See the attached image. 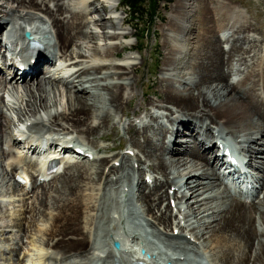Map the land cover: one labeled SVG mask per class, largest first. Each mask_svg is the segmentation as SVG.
Instances as JSON below:
<instances>
[{
	"label": "bare ground",
	"instance_id": "6f19581e",
	"mask_svg": "<svg viewBox=\"0 0 264 264\" xmlns=\"http://www.w3.org/2000/svg\"><path fill=\"white\" fill-rule=\"evenodd\" d=\"M61 1L0 0V38L8 30L15 54L32 68L13 71L12 66L6 67L1 54L0 167L8 174L19 166L35 169L40 166L29 157L30 153L42 151L62 156L61 162L65 163L63 171L48 181L44 177L48 168L42 165L43 177L38 179L40 174L33 173L30 187L21 188L23 196H29L30 191L36 193L35 201L25 209H29L25 221L30 217L31 223L47 221L43 227L36 225L38 237L29 242L37 256L33 264H96L103 258L110 259V264H139L141 259L127 249L133 245L166 264H209V257L219 264H264V230L260 229L264 227V196L248 202L229 193L225 174L221 173L225 161L219 156L217 144L227 140L232 143L225 130L234 135L238 139L236 150L249 158L248 173L258 183L252 197L264 189V44L257 51L258 38L251 35L245 10L227 0L177 1L169 30L185 34L186 20L197 13L201 32L192 37L190 63H178L170 50L165 67L179 69V64L187 65L192 77L183 76L178 86L170 84L163 90L161 102L173 105L169 113L147 111L152 118L147 121V116L141 117L140 108L134 111V116L141 118L139 124L123 125L125 133L131 135V147L120 154L121 159H110L101 158L92 145H85L69 133L72 130L81 140L94 141L99 135L107 138L108 127L116 128V122H109L115 116L122 117L132 104L138 81L130 78L136 75L137 56L129 53L120 61L117 57L121 49H134L138 44L123 42L133 32L122 27L127 19L116 15L121 2ZM96 1H100V8ZM28 30L30 37L25 36ZM220 32L227 34L222 37ZM32 37L45 46L43 55L32 54L27 40ZM224 42L229 43L228 48L223 47ZM43 56L48 62H60L58 57H63L64 62L39 65ZM244 65H248L246 69H242ZM166 70L160 84L175 80ZM41 73L43 77L34 83ZM235 74L239 79L230 82ZM156 107L164 108L158 103ZM18 112L21 115L15 120L12 114ZM177 113L181 115L175 118ZM169 114L168 125L164 120ZM158 123L160 126H156ZM179 135L183 137L179 139ZM84 158L89 160L82 164ZM113 160H119V165L115 161L106 173ZM148 167L158 175L141 179L148 175L145 170L152 172ZM54 180L55 186L46 190ZM114 193L119 198L116 206ZM136 193L151 219L138 209ZM165 198L172 200L176 208L172 204L163 206ZM3 203L1 199L0 205ZM152 221L157 224L150 225ZM24 223L12 227L28 234L34 224H27L26 230ZM116 226L120 234L115 233ZM150 226H155L159 234L153 233ZM17 238L12 232L5 240ZM115 239L123 242L120 255L112 248ZM210 239L212 245L206 243ZM16 250L10 249L12 253ZM55 253L62 258L57 259Z\"/></svg>",
	"mask_w": 264,
	"mask_h": 264
},
{
	"label": "rangeland",
	"instance_id": "374dc122",
	"mask_svg": "<svg viewBox=\"0 0 264 264\" xmlns=\"http://www.w3.org/2000/svg\"><path fill=\"white\" fill-rule=\"evenodd\" d=\"M4 1L5 0H3V2ZM100 1H96L97 2L96 6L98 8L101 7V4H99ZM111 1L112 2H121V5H120L119 10L116 13V15L120 16V17H124L125 19H127L126 23L122 27L124 29H126V31H128L129 33L133 32V33H131L130 36H128L127 39H124L123 42L128 41V42H131L133 45H134V43L138 44V47L135 46L134 49H131V48L121 49L119 51V56L117 57V61H120V59H123L126 55H129V53H132V54L137 56V59L135 60L136 66H137L136 75L131 74V76H130V78L131 77L134 78L133 80H135V79L138 80L137 85H136L137 96L135 97L133 102H131L132 104H130L128 106L129 108L125 109L124 115L122 114L123 115L122 117H120L121 115L117 116V117L115 116L112 118V121L109 122L110 125L114 124L115 122L117 123V125H116V128L113 130L110 127H108L105 130V133L107 134V138H101L99 135L97 138L94 139V141L86 140L84 138L82 139L84 141H82L81 136L79 134H76L72 130L70 131L69 135L71 137H73V136L77 137L85 145L89 144V147L93 146L94 152H96V154L99 155L101 158H103V157L108 158L109 156H114V158L117 157L116 159H121L120 154L125 153L128 150V146L131 145V142H130L131 135L128 134L129 135V138H128V135L125 133V130L123 128V125L124 124L128 125V123H130V122H135L136 124H139V122L141 121V118L134 116V111H136L137 109L140 108V110H142L141 111V113H142L141 117L147 116V117H145V119L147 121H150L152 119L151 116L149 115V113L147 114V111H151L152 113L153 112L164 113L163 111H166V113H169L170 111H172L169 109V107L173 108V105H170L167 103H165L166 104L165 105L164 103L161 102V99H163L162 98L163 93H164L163 90L166 87H168V85H170V84L178 86L179 83L177 81L182 80L183 76H185L186 78L192 77L190 74L191 70L189 69V67L187 65L183 66L181 64L182 63L188 64V63H190L189 61L193 60L191 57V54H190V50L192 49V46H193L192 37L196 33L201 32V28L199 27L201 25L198 23V19H200L199 18L200 16H197V13H196V15H193V13H192L185 22V27H187V32L185 34L177 35L174 32L169 30V28L171 27L170 15H171V12L174 11L173 7L177 3L178 0H172L171 3H168V1H166V0H160V1L159 0H147V2H146L147 9L151 10L152 13L150 16H143V17H139V18L134 16L131 9L125 5L124 0H111ZM227 1H230L233 4L240 5L245 10L244 15H245L246 19L248 20V23L251 24V30H250L251 35H254L255 37L258 38V42L256 43L257 44V51H260L262 45L264 44V0H227ZM61 2H64V1L62 0ZM65 2H68V0H66ZM106 4H107V2H106ZM94 5H95V3H94ZM103 5H105V4L103 3ZM153 5L155 6V9H153ZM50 6H54V2H50ZM101 12H102L103 16L104 17L106 16L105 18L108 19L107 15H105L106 12H103V11H101ZM2 14L3 13L0 12V17L2 16ZM94 17H95V15H94ZM1 19H2V17H1ZM92 27L94 28V30H97L101 33V29H99L96 26H92ZM190 29H192V30L190 31ZM226 34H227V32H220V35L222 37H224ZM102 44H104V42ZM223 47L228 48L229 43L224 42ZM170 50H173L172 55L177 58L178 63L182 62L181 64H179L180 65L179 69H177L176 67H173V66H172V68L165 67L166 58L169 56L168 53ZM253 54H254V52H252L250 54L248 60H251V57L253 56ZM58 58H60V62H64L63 57H58ZM60 62L58 61L57 64H59ZM249 64H251V62H249ZM247 66L244 65L242 67V69H246ZM165 68L169 70L170 75H173V78L175 79L174 81H172L173 83L171 82V80H168V81H164L162 84H160V82H159L160 79L162 77H165L166 73H168V71ZM165 70L167 72H165ZM67 74H69V73H67ZM98 74L100 75V73H97V75ZM41 75L42 76L36 77L35 80H33V82L36 83L37 81H39L40 78L43 77V73H41ZM237 79H239V75L235 74L230 79V82H232L233 80L236 81ZM131 82H132V80H131ZM1 94H2V92H0V95ZM158 96H159V98H158ZM157 103H158V105L161 104L164 108H161V109L157 108L156 107ZM106 104H107V102H106ZM141 104H142V107H141ZM100 105H101V103H100ZM24 106H25V103H24ZM105 106L107 107V105H105ZM105 106H104V108H105ZM106 109H105V111H106ZM126 110L130 115L126 116ZM20 113L18 112V113L12 114V116L14 117L15 120H18L19 116L21 115ZM170 114L165 115L166 119L164 118L165 119L164 121L167 122L168 125H169V120L171 119L170 117H168V116H170ZM174 115H175V118H177V115H181V113H177ZM120 119H122L121 124H120ZM160 120H163V119H160ZM57 126H59V125L56 124V127ZM156 126H160V123L156 124ZM64 127H68V125H65ZM153 127L156 128L154 125H153ZM11 128H14V126H12ZM159 128L160 127H158V129ZM180 128L182 129L183 127L180 126ZM183 131H186V129L183 128ZM225 134H226V137L232 141L234 146L237 147L238 145H237L236 141H238V139L236 140L235 136L234 135L232 136L227 130H225ZM178 137L180 139V137H183V136L179 135ZM185 137H187V136H185ZM215 140H216V138H215ZM215 140H214V142H215ZM209 144H210V142H209ZM213 145L214 144H212V146ZM84 148L88 149L87 146H84ZM99 148H103V150L98 151ZM137 150L138 149H136L135 151L137 152ZM83 160L84 161L82 162V164L85 162V160H89V159L84 158ZM115 161L116 160H113L109 163L108 168H106V173H108V171H109V166H111V164L115 163ZM116 162H117V165H119V160H117ZM146 163H148L149 165L151 164V162H148V161H146ZM18 168H20V166ZM18 168H15L12 170V172L14 170H15V172L8 174L7 173L8 171L6 172L4 167H0V201H1V199H4V203L0 205V226H2V227H0V264H18L19 260H20L19 264H33L34 261L37 260V258H36L37 256L35 255L36 253L34 254L35 251H32V248H31L32 245H30L29 242H30V240H32V237L33 238L38 237V235L35 234L36 225H40L41 227H43L42 225L47 222V221H38L37 220L36 222L34 221V223H31V221H30L31 217L29 218V220L25 221V216H29V213H28L29 209L27 211H25V209L27 208V206H30L31 202L35 201L36 193L30 191L29 196H23L22 192H21L22 186L19 185L15 181L14 175H15V173H18V171H21V172L25 173V175L28 177V182L32 183L33 182L32 174L34 172L37 174L38 168L36 170L31 169V168L27 169V167H25V166L20 168V169H18ZM148 168L152 171V169L150 167H148ZM9 170H11V168ZM16 170H17V172H16ZM67 172H68V169H66V172L64 171L62 175L65 176V174ZM152 172L150 173V171L145 170V173L148 175H152V178L155 175H158L157 173H155V172L152 173ZM119 173L121 174V172H119ZM140 174H142V173H140ZM145 176H147V175H143L141 177V179H144ZM62 177H60V179ZM135 177H138L137 174ZM14 183L17 185H15ZM56 183H57V180L52 181L51 184L47 186L46 190L51 189V187L53 185L55 186ZM168 188L169 187L167 186V190H169ZM28 189L29 188H27L26 191ZM169 192L172 194L174 191H173V189H171ZM138 194L139 193H136V201H135L138 209L144 215V217H147V218L149 217V219H151L150 218L151 216H148L147 211L145 210V207L141 203L140 197ZM115 195L116 194L114 193V195H113L114 206H116L117 201H119V198H117ZM263 196H264V189H260V191L255 196L256 201L259 199H262ZM28 197H30V198H28ZM189 200H190L189 203L193 202L192 198H190ZM171 203H172V207L175 209L176 207H175L173 201L172 200L170 201L167 198L164 199L163 206H166L167 204L171 205ZM114 210L116 213L117 209L115 208ZM117 213H118V211H117ZM21 221L25 222L23 224L24 227H23V225H22V227L25 228L26 230L28 229L27 224H34L33 227L31 226L32 229L28 230V234H24L25 236L23 235V231L18 232V230H19L18 227H14V228L12 227V225L14 226V224L16 225V223H20ZM152 222H153V224H150V225H154V224L156 225L157 224V223H154V221H152ZM116 223H118V222H115L114 224L116 225ZM7 224H9L10 227H8L6 229L7 233L3 235L4 232H2V231L5 228V226H7ZM150 227H151V230L153 233L159 234L155 230L156 229V228H154L155 226L154 227L150 226ZM115 228H116L115 233L120 234V232H121L120 227L116 226ZM157 229L159 230L158 227H157ZM260 229H261V231H263L264 227L261 226ZM179 230L180 229H177L178 232H179ZM168 231H169V229H168ZM12 232L15 233V235L16 234L18 235V238L16 239V241L10 242V241L5 240V237H9V235H11ZM188 237H191V235L188 234ZM39 239H41V238H39ZM206 243L209 245H212V240L211 239L207 240ZM13 248L17 249L16 252H14V253H12L10 251V249H13ZM27 253H28V255H27ZM55 254L57 255V259L62 258V256L60 254H58V253H55ZM28 256H30V257H28ZM53 257H55V256H53ZM34 259H36V260H34ZM204 263H206V262L204 261ZM57 264H59V262ZM209 264H219V262L217 260L212 261V257H209Z\"/></svg>",
	"mask_w": 264,
	"mask_h": 264
},
{
	"label": "trees",
	"instance_id": "16d2710c",
	"mask_svg": "<svg viewBox=\"0 0 264 264\" xmlns=\"http://www.w3.org/2000/svg\"><path fill=\"white\" fill-rule=\"evenodd\" d=\"M126 3V6L129 7L132 11V13L136 17H143V16H150L152 11L147 9V0H124ZM160 1V0H159ZM168 2H172V0H166ZM153 9H155V6L153 5Z\"/></svg>",
	"mask_w": 264,
	"mask_h": 264
},
{
	"label": "water",
	"instance_id": "95a60500",
	"mask_svg": "<svg viewBox=\"0 0 264 264\" xmlns=\"http://www.w3.org/2000/svg\"><path fill=\"white\" fill-rule=\"evenodd\" d=\"M116 246L119 247V243H116Z\"/></svg>",
	"mask_w": 264,
	"mask_h": 264
}]
</instances>
